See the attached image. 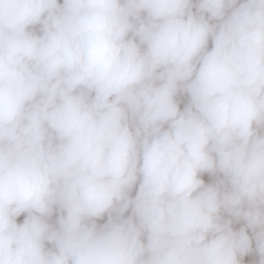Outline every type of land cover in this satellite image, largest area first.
Returning <instances> with one entry per match:
<instances>
[{"label":"clouds","instance_id":"clouds-1","mask_svg":"<svg viewBox=\"0 0 264 264\" xmlns=\"http://www.w3.org/2000/svg\"><path fill=\"white\" fill-rule=\"evenodd\" d=\"M0 264H264V0H0Z\"/></svg>","mask_w":264,"mask_h":264},{"label":"bare ground","instance_id":"bare-ground-1","mask_svg":"<svg viewBox=\"0 0 264 264\" xmlns=\"http://www.w3.org/2000/svg\"><path fill=\"white\" fill-rule=\"evenodd\" d=\"M204 178H205L206 181L208 180V177L207 176H205ZM101 222H103V221H101Z\"/></svg>","mask_w":264,"mask_h":264}]
</instances>
